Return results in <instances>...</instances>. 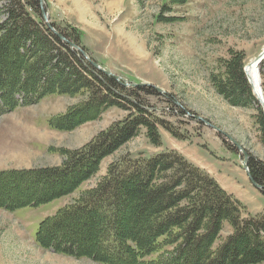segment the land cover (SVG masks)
<instances>
[{"label": "trees", "instance_id": "trees-1", "mask_svg": "<svg viewBox=\"0 0 264 264\" xmlns=\"http://www.w3.org/2000/svg\"><path fill=\"white\" fill-rule=\"evenodd\" d=\"M68 42L87 54L79 31L44 22L38 0H0V116L48 95L85 98L79 108L50 120L49 126L59 131L97 120L106 109H124L123 104L135 113L100 132L83 149L69 152L61 166L1 171L0 208L6 211L71 195L140 128L156 145L155 123L171 132L163 121H150L134 96L155 95L156 89L126 88L95 69L90 64L95 61L84 59ZM224 66V77L213 76V85L229 104L255 106L264 146V117L245 78L243 59L233 55ZM247 170L264 195V164L249 157ZM202 171L176 152L111 163L95 187L39 224L37 244L99 264L264 263V214H245ZM77 223L84 232L74 229ZM225 224L231 232L221 238Z\"/></svg>", "mask_w": 264, "mask_h": 264}, {"label": "rangeland", "instance_id": "rangeland-1", "mask_svg": "<svg viewBox=\"0 0 264 264\" xmlns=\"http://www.w3.org/2000/svg\"><path fill=\"white\" fill-rule=\"evenodd\" d=\"M43 1L48 22L59 28L94 29L113 36L111 49L120 58L115 53L108 67L127 82L126 88L143 83L156 89L155 95L134 96L150 121H163L171 132L155 123L156 145L140 128L136 137L100 162L94 177L67 197L15 211L0 208V264H99L43 249L36 230L95 187L111 163L126 157L137 160L176 152L207 173L245 214H264V195L249 183L242 166L244 154L264 164L258 111L253 104H229L211 80L224 77V65L233 55L246 66L263 49L264 0ZM82 1L88 3L92 17ZM259 73L264 98V63ZM84 101L80 95H48L1 115L0 172L61 166L69 152L83 149L100 132L135 113L123 104L124 109H106L97 120L70 131L49 126L52 118L69 114ZM78 223L74 229L84 232ZM230 232L225 224L221 238Z\"/></svg>", "mask_w": 264, "mask_h": 264}, {"label": "crops", "instance_id": "crops-1", "mask_svg": "<svg viewBox=\"0 0 264 264\" xmlns=\"http://www.w3.org/2000/svg\"><path fill=\"white\" fill-rule=\"evenodd\" d=\"M82 3L84 4V7L88 10L90 16L92 17L91 9L88 7V3L85 4V2L83 1ZM48 12L50 13L49 10ZM81 29V43L82 46H84V48L87 50V53L91 56L92 59L101 64L107 71L111 72L113 75H116L117 73H115V71H112V69L107 65L112 59V57L116 56V54L118 57L120 56V54L117 53L116 50V52L113 50V36H107V34L94 29L89 30L87 32L83 28ZM124 53L122 54L124 55Z\"/></svg>", "mask_w": 264, "mask_h": 264}, {"label": "water", "instance_id": "water-1", "mask_svg": "<svg viewBox=\"0 0 264 264\" xmlns=\"http://www.w3.org/2000/svg\"><path fill=\"white\" fill-rule=\"evenodd\" d=\"M39 1V3H40V9H41V17H42V19L44 20V22L45 23H47L48 24V15H47V12H46V10H45V8H44V1L43 0H38ZM48 28H50L51 29V31L52 32H54V34H56L55 33V31L51 28V26H49L48 25ZM57 35V37L60 39V40H62V41H65V39L61 36V35H58V34H56ZM68 44H69V47H71V48H75L76 50H78L80 53H81V55L84 57V59H87V56H86V54H85V52L84 51H82L81 49H79L78 47H76V46H74L72 43H70V42H68ZM88 60V59H87ZM264 60V49L262 50V51H260V53L258 54V56L255 58V63H257V65L260 67V65L259 64H261V62ZM95 69H97V70H100V71H102V72H104L106 75H108V76H111V73L110 72H107V71H104L102 68H100L99 67V65H97L96 63H94V62H91L90 63ZM243 72H244V74H245V76L247 77V75H246V71H245V67L243 68ZM245 77V78H246ZM115 79L117 80V81H121V79L119 78V77H117V76H115ZM123 81V83L121 82L120 84H123L124 86H127V84L125 83V81L124 80H122ZM247 81H248V83H249V85L251 86V84H250V81L248 80V78H247ZM133 87H141V86H147L146 84H143V83H139V84H134V85H132ZM251 88H252V86H251ZM253 90V89H252ZM251 90V91H252ZM157 91H159V90H157ZM253 94H254V91H253ZM254 96H255V94H254ZM255 98H256V100H257V102L261 105V107H262V109H263V111H264V99H263V97L261 98H258V97H256L255 96ZM237 148H238V150H240L239 149V147L237 146ZM244 160L242 161V166H243V168H244V170H246L247 169V161H248V157H247V155H245L244 154ZM247 171V170H246ZM248 178H249V183H251L257 190H262V188L260 187V186H258V185H256L255 183H253L252 182V180H251V178H250V176H249V174H248Z\"/></svg>", "mask_w": 264, "mask_h": 264}, {"label": "bare ground", "instance_id": "bare-ground-1", "mask_svg": "<svg viewBox=\"0 0 264 264\" xmlns=\"http://www.w3.org/2000/svg\"><path fill=\"white\" fill-rule=\"evenodd\" d=\"M264 49V47H263ZM246 75L248 80L250 81V84L252 86V91H254V94L258 98H262V89H261V78H260V73H259V66L257 63H255V59H252L249 61L248 64H246L245 67Z\"/></svg>", "mask_w": 264, "mask_h": 264}]
</instances>
